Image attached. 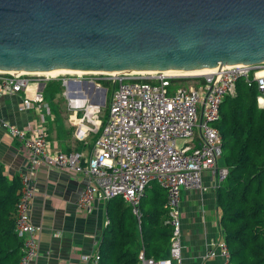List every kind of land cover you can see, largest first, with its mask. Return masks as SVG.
Wrapping results in <instances>:
<instances>
[{"label":"built area","instance_id":"1","mask_svg":"<svg viewBox=\"0 0 264 264\" xmlns=\"http://www.w3.org/2000/svg\"><path fill=\"white\" fill-rule=\"evenodd\" d=\"M96 74H75V81L81 83L84 75ZM104 76L94 87L97 92H106L102 81L114 86L108 115L102 116V105L91 103L81 90L73 94L82 95L83 99H70L71 104L84 110V116L75 123V135L79 138L98 132L91 156L57 150L43 123L31 121L19 127L1 122L2 129L28 151V162L20 175L22 188L16 214L15 231L22 241L19 264H35L40 257L39 232L31 222V208L37 194L36 175L44 165L86 178L77 204L85 213H91L97 201L122 197L139 220L146 189L151 183H158L167 193L165 224L172 228L170 258L156 261L141 252L139 261L140 264H181L182 192L206 191L204 172L216 179L217 188L228 175V169L220 165L222 136L215 127L221 119L222 104L227 97L237 95V84L242 80L249 87L256 86L258 107L264 109V63L220 66L197 76L166 72L148 77L123 73ZM59 78L0 71V99L24 93L19 112L41 114L45 96L41 88ZM31 88L36 90L29 97L26 93ZM205 257H220L221 264H230L224 240L212 244ZM83 259L85 264H100L98 252Z\"/></svg>","mask_w":264,"mask_h":264},{"label":"water","instance_id":"2","mask_svg":"<svg viewBox=\"0 0 264 264\" xmlns=\"http://www.w3.org/2000/svg\"><path fill=\"white\" fill-rule=\"evenodd\" d=\"M264 63V0H0V71Z\"/></svg>","mask_w":264,"mask_h":264},{"label":"trees","instance_id":"3","mask_svg":"<svg viewBox=\"0 0 264 264\" xmlns=\"http://www.w3.org/2000/svg\"><path fill=\"white\" fill-rule=\"evenodd\" d=\"M61 89L60 83H49L45 96L54 97ZM257 98L256 86L240 80L237 95L225 99L215 123L222 136L220 165L228 169L216 200L230 264H264V109ZM153 183L141 201L139 220L122 197L107 201L100 264H140L141 252L156 261L170 257L167 193ZM21 188L20 178H8L0 162V264L20 262L22 241L15 230Z\"/></svg>","mask_w":264,"mask_h":264},{"label":"crops","instance_id":"4","mask_svg":"<svg viewBox=\"0 0 264 264\" xmlns=\"http://www.w3.org/2000/svg\"><path fill=\"white\" fill-rule=\"evenodd\" d=\"M59 79L51 83L58 85L61 83ZM67 80L68 83L65 84L66 80L63 79L62 89L54 97L44 96L42 101L44 110L41 114L19 112L24 93L0 99V162L4 165L8 178L16 176L20 178L28 162V151L21 142L12 139L2 129V121L19 127H25L31 121L43 123L48 129L51 143L57 150L66 154L72 152L87 156L93 154L98 132H91L79 138L75 135V123L84 116V110L70 103V99L84 98L82 95L73 94L76 90H83L80 86L83 82L76 81L75 84L69 85L72 80ZM41 89H44L45 93L46 85ZM35 90L36 88L28 89L26 95L33 96ZM95 90L93 85V93ZM173 90L174 88L171 89ZM90 94L92 93L87 90V95ZM88 98L93 104L105 103L95 102L93 95ZM202 179L206 191L182 192L181 264H221L223 261L220 257L211 259L205 257L212 244L224 239L219 223L216 179L209 172H204ZM86 183L87 180L83 176L45 165L37 172V194L31 208V222L39 232L40 257L35 264H85L84 256L97 253L108 222L107 202L102 200L95 202L91 213L80 211L77 204ZM169 258L168 256L165 259Z\"/></svg>","mask_w":264,"mask_h":264},{"label":"rangeland","instance_id":"5","mask_svg":"<svg viewBox=\"0 0 264 264\" xmlns=\"http://www.w3.org/2000/svg\"><path fill=\"white\" fill-rule=\"evenodd\" d=\"M145 76L148 77L150 75H145ZM59 77H60L59 80L61 82L60 84H63L62 83V82H64L63 79L64 80L71 79L73 82L71 81V83L69 85L75 84L74 82H76L75 80H77L76 75H60ZM102 77H105V76L99 75V74H96V76L95 75H84V77L81 79L83 83L80 84V86H82V88L84 90V91L83 90L82 91L85 93V95H87V90H88V92L92 93V94H90V96H88L89 94L87 96L92 97V95H93V100H95V102L105 101V103L102 105V116H106L109 113V104L108 103L111 100L114 86L112 84L106 82V81H102L101 86L106 92H102L99 94L95 90L93 93V85L95 83H98L100 81L98 79L102 78Z\"/></svg>","mask_w":264,"mask_h":264},{"label":"bare ground","instance_id":"6","mask_svg":"<svg viewBox=\"0 0 264 264\" xmlns=\"http://www.w3.org/2000/svg\"><path fill=\"white\" fill-rule=\"evenodd\" d=\"M211 70H193V71H172L168 72L172 75L176 76H197V75H203L206 73H209ZM20 73H26V74H44L50 77H59L60 75H82V74H90L92 72H83L79 70H55V71H48V72H32V71H20ZM97 74H104V75H109V76H114L117 75L118 73H123V74H128V75H134V76H140V77H146L145 75H150L153 76L157 73L158 71H150V70H143V71H132V72H119V71H103V72H93Z\"/></svg>","mask_w":264,"mask_h":264}]
</instances>
